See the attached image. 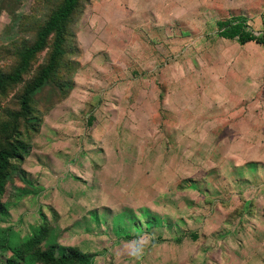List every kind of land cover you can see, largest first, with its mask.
Instances as JSON below:
<instances>
[{"label":"rangeland","instance_id":"1","mask_svg":"<svg viewBox=\"0 0 264 264\" xmlns=\"http://www.w3.org/2000/svg\"><path fill=\"white\" fill-rule=\"evenodd\" d=\"M98 1H83L85 16L93 10L87 5L96 7ZM61 3L62 0H0V76L17 69L22 76L20 82L0 94V145L13 128L28 142L23 160H11L0 192V264L16 253L21 256L19 264H50L45 260L51 252L59 251L72 258L67 264H264V244L260 246L259 242H264V232L255 227L248 233L243 231L248 225H257L249 218L253 208L249 199L258 196L253 209L259 213L264 196L258 189L253 193L251 185L221 182L219 176H228L221 170L225 167L221 163L224 153L204 154L212 163L209 166H214L210 170L217 167V174L211 173L204 185L196 183L201 166L196 152H190L186 167L179 162L175 169L158 170L155 177L150 174L152 162L141 163L140 168L129 162L123 168L90 167L87 156L92 155L88 150L92 122H87L86 112L72 111L70 102L56 100L61 91L55 81L61 80L62 67L33 95L31 107L38 111V125L36 131L26 133L29 123L18 118L17 99L23 86L37 77L49 61L52 37L28 64L23 65L22 54ZM105 8L99 11L104 13ZM162 8L161 21L171 12L173 29L178 33L172 41H162L160 28L164 23L153 33L158 40L157 54L151 57L159 80L158 100H168V96L181 101L220 100L229 91L247 100L264 99V47L253 41L239 44L235 39L223 38L216 26L217 20L240 16L246 19L247 29L258 35L264 29V0H175L172 9ZM129 26L132 24L125 25ZM181 32L186 36L182 37ZM73 34V25H69L66 50ZM134 43L139 45L138 50L141 40ZM164 44L169 45L167 51ZM134 57L138 63L143 59ZM66 61L70 62L67 53L61 64ZM165 68L173 81L167 88L166 73L161 71ZM66 89L67 84L63 90ZM159 113L158 141L163 144L162 140L168 138L176 146L184 140L192 146L197 129L186 127L184 139L176 131L162 137L166 117L178 122L175 116ZM129 115L133 117V113ZM192 124L186 120V125ZM121 127L148 129L149 123L126 120ZM146 136L141 140L150 141ZM132 140L133 137L126 139L128 144ZM208 141L213 145L217 138L211 136ZM172 154L181 157V151ZM151 155L154 159L166 156L163 152ZM182 176L188 182L183 184ZM35 237L41 239L31 248L26 242ZM141 240L147 243L141 245ZM137 247L139 254H133Z\"/></svg>","mask_w":264,"mask_h":264},{"label":"crops","instance_id":"2","mask_svg":"<svg viewBox=\"0 0 264 264\" xmlns=\"http://www.w3.org/2000/svg\"><path fill=\"white\" fill-rule=\"evenodd\" d=\"M174 1L166 3L164 0H136L137 4H131L132 0H127V3L125 0H100L96 2V7L87 5L86 8L93 10L86 16L84 6L77 15L74 22L75 52L71 56V88L61 103L64 100L70 102L72 111L86 112L87 122H92L89 131L94 134H89L91 139L88 145L92 155L87 156L90 167L123 168L129 162L133 167L140 168L141 163L152 162L150 174L155 177L158 176V170L166 172L170 167L175 169L179 162L186 167L191 159L190 152H196L197 164L201 165L196 172V183L204 185L211 173L217 174V167L211 171L214 166H209L212 163L204 158V154L215 151L224 153L225 157L221 161L225 167H221V170L228 176H219L221 182L251 185L254 187L253 193L258 189V193L264 196V99L252 100L253 97H250L247 100L244 95L229 91L220 100L181 101L170 100V96L168 100H158L159 80L151 60L157 54L155 43L158 40L153 33L162 23L165 25L160 28L163 33L162 41L170 42L178 33L173 29L174 16L171 12L166 13V18L161 21L164 11L162 7L172 9ZM100 8H105L106 11L103 13L99 11ZM158 10L162 12L160 18ZM170 16L173 18L170 19ZM126 24L132 26L125 27ZM180 34L182 37L186 36L185 33ZM138 39L142 43L137 50L139 45H134V42ZM168 46L164 44L165 51ZM109 56L111 57L108 58ZM134 56L143 59L138 63L136 59L133 60ZM161 71L166 73L167 88L173 81L168 78L167 68ZM159 105L163 111L159 110ZM159 111L164 112L165 116H175V121L178 122L175 124L172 118L166 117V128L165 131H160V135L168 137L176 131L183 138L186 127H193L190 129H197V139L192 146L184 140L183 144L176 146L170 144L168 138L162 140L163 144L158 141ZM129 112L133 113V117H130ZM126 120H147L149 132L141 127H121L125 126ZM186 120L193 124L186 125ZM174 126L178 129H174ZM146 135L150 136V141L141 140ZM211 136L217 138L213 145L207 144ZM130 137L133 140L128 144L126 139ZM195 141L197 144H194ZM175 150L181 151V157L172 154ZM126 152H130V155L127 156ZM153 152H163L166 156L160 155L158 159H154L151 155ZM230 170L233 172L230 173ZM220 173L223 175V172ZM181 182H188L187 177L182 176ZM257 200L258 196L254 195L249 199L254 209ZM253 208L249 218H253L257 225H248L243 231L248 233L255 227L264 232V204L259 213ZM259 242L260 246L264 244L263 241Z\"/></svg>","mask_w":264,"mask_h":264},{"label":"trees","instance_id":"3","mask_svg":"<svg viewBox=\"0 0 264 264\" xmlns=\"http://www.w3.org/2000/svg\"><path fill=\"white\" fill-rule=\"evenodd\" d=\"M83 1L84 0H62L61 5L49 15L45 23L37 31L36 38L33 44L28 47L22 54L21 59L23 65L28 64L30 59L46 46L49 37H52V42L50 43L51 52L49 55V61L41 68L40 73L37 77L31 79L23 86V89L17 99L19 107L17 116L18 118L21 117L23 121L29 123V125L26 127V133L36 131L38 125V111L36 109L34 111L31 107V100L33 95L37 90L41 88L44 82L53 80V78L60 72L61 67L63 70V75L65 74L67 78L62 75L61 80L55 81L58 89L61 91V95L57 97L56 100L61 101L69 93V90L71 88V75L73 72V65L70 69V65L72 64L71 56L75 52L74 22L77 18V15L81 12ZM69 25H73L74 34L73 40L66 50ZM216 26L218 28L219 36L223 38L231 40L235 39L239 44L253 41L264 47V29L261 30L258 35L254 34L252 30L247 29L246 19L243 17L235 16L227 20H217ZM66 53L69 54L70 62L66 61V64L62 65L63 61L61 64V60ZM21 80V71L18 69L12 73L1 75L0 94L3 93L5 89L11 84H16ZM66 84L67 89L63 90L64 85L66 86ZM32 119H35L36 122L34 123ZM10 131L11 132L5 140V143L3 142V144L0 145V192L3 191L6 177L9 174L11 160L15 159L18 161H22L25 155L24 153L27 152L28 148V142L26 141V139H24V136L22 137L20 135L18 130L13 128ZM250 205H253V203L250 202ZM41 237H35L36 239L32 240L29 239L26 244H31L32 248L33 245L39 242V239H41ZM31 248H27V251H29ZM59 254H54L51 252L48 256V259H46L45 261L47 263L49 262L50 264H67L71 262L72 258H69V256H65L64 251H59ZM19 259H21V256L16 253L13 257L11 256L5 258L4 262L5 264H19Z\"/></svg>","mask_w":264,"mask_h":264},{"label":"clouds","instance_id":"4","mask_svg":"<svg viewBox=\"0 0 264 264\" xmlns=\"http://www.w3.org/2000/svg\"><path fill=\"white\" fill-rule=\"evenodd\" d=\"M145 243H147V241H145V240H141V241H140V244H141V245H143V244H145ZM139 252H140V248H139V247H137V248H135V249L133 250V254H139Z\"/></svg>","mask_w":264,"mask_h":264}]
</instances>
